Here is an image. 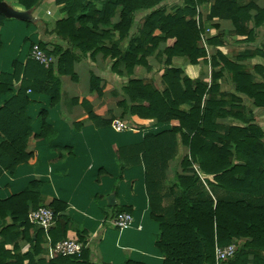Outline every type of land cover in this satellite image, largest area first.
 I'll return each mask as SVG.
<instances>
[{"label": "trees", "instance_id": "1", "mask_svg": "<svg viewBox=\"0 0 264 264\" xmlns=\"http://www.w3.org/2000/svg\"><path fill=\"white\" fill-rule=\"evenodd\" d=\"M43 1L16 0L24 11H32ZM160 1L115 0L97 10L96 0H54L64 18L51 25L41 23L40 31L41 35L48 34L65 47L53 46L51 49L43 42L34 41L24 44L22 49L23 41H28V32L20 38V28L28 27L30 35L35 25L31 21L24 24L13 22L19 31L13 33L7 22L10 19L0 13V56L6 54L8 59L5 68L0 67V102L3 104L0 131H3L1 127L5 129V139L15 151L14 144L20 134L30 132V121L23 113L28 101L42 99L47 107H55L61 95L60 78L69 76L76 82L74 65L81 60L90 59L92 62L100 53L103 59L111 61L110 70L118 78L122 77L118 67H124L126 76L119 87L124 99L119 105L131 116L154 120L158 127L155 133L144 137L139 152L145 170L149 216L157 228L155 246L161 254V264H215V246L232 243L236 244V251L224 264H264V118L263 126L251 117L245 118L246 110L241 105V96H245L250 108L264 114V69L253 66L248 71L247 65L240 63L255 56L263 57L264 48L245 50L231 61L218 51L208 55L201 46L204 29L213 18L230 21L232 31H225V35L244 36L247 45L252 44L257 30L262 29L264 35V6L258 7L251 2L239 5L236 0H214L206 22L197 25L191 17L196 7L207 0H183L182 7L170 13H166L163 7L149 12ZM116 6L120 8L119 21L111 29L119 32V41L126 42L123 51L118 49V44L103 48L102 42L108 32L96 33L99 25L106 26L103 21L106 24L110 16L108 11ZM139 12L146 15L140 28L133 33V20ZM8 33L18 37L11 47H5L7 39L4 34ZM35 43L53 58V63L43 67L27 59ZM203 43L224 45L218 37ZM160 44H164L162 50L158 49ZM155 52L160 64V88L156 87L154 70L147 62ZM174 57L184 58L189 65L201 63L209 66L212 70L210 82L206 83L200 77L189 79L182 68L172 64ZM136 66L145 69V78L134 75ZM89 74V96L98 97L101 94V74L93 68ZM222 80L233 86L232 92L220 91ZM247 112L252 115L250 109ZM221 119H229L232 125H219L217 121ZM171 121H177L178 125H169ZM177 141L181 147L187 148L188 154L181 162L182 174L173 173L165 188L168 161L178 155ZM201 178L211 195L201 184ZM24 195L26 201L23 203L20 196L0 203V211L10 209L12 219L1 235H9L12 241L23 237L30 249L20 255L19 247L13 243L12 251L8 252L4 250L6 241H3L0 264L38 262L35 257L41 251L43 231L38 228L32 234L34 226L26 216L37 206L27 207L29 195ZM163 200L167 206H161ZM53 204L55 206L48 208L55 223L64 206ZM20 228L22 231L19 232ZM52 231L49 230L51 237ZM61 240H64V230L50 239V243L54 245ZM84 256L86 251L83 248L79 258L57 257L48 264H86L83 263ZM125 264L140 263L127 261Z\"/></svg>", "mask_w": 264, "mask_h": 264}, {"label": "crops", "instance_id": "2", "mask_svg": "<svg viewBox=\"0 0 264 264\" xmlns=\"http://www.w3.org/2000/svg\"><path fill=\"white\" fill-rule=\"evenodd\" d=\"M113 1L115 0H96V9L101 10L103 5ZM213 1L207 0L196 7L191 19L197 25L199 22L201 24L206 22ZM236 2L239 5L251 2L258 7L264 6V0H236ZM4 3L16 14L25 13L16 0H6ZM182 5L183 0H162L149 12L163 7L166 13H170ZM41 6L44 7V17L38 14ZM108 12L110 16L106 24L105 20L103 21V25L106 26L99 25L96 33L108 32L107 38L102 42L103 48L118 44V49L123 51L126 42L119 41V32L111 29L112 25L119 21L120 8L116 6ZM145 15V12L135 15L134 28L131 30L133 33L140 28ZM23 16L9 18L7 22L10 31L19 32L15 23L24 24L29 21L24 19L28 16ZM29 17L34 20L35 23L32 24L35 28L30 35L28 27L20 28V38L23 34L25 37L28 32V41H23L22 49L24 44L29 45L33 41L45 43L48 49L53 46L65 47L64 43L50 38L48 34L43 36L40 31L42 24L45 23L44 20L47 19L52 24L64 18L55 6L54 0H44L43 4L31 11ZM208 25L201 39V46L208 55L218 51L228 60L235 61L234 57L245 50L264 48L262 29L257 30L256 40L247 45L244 36L225 35V31H232L230 21L213 18ZM48 29L49 33L50 27ZM10 35V33L4 34V39H7L5 47H11L18 39ZM215 37L220 38L224 45L211 46L203 43L204 40ZM163 48L164 44L158 46L159 50ZM156 53L148 57L147 62L154 70L155 85L160 88V64L155 58ZM6 63H8L6 54H1L0 67L5 68ZM240 63L247 65L248 71L253 66L264 69V56L248 58ZM172 64L182 68L184 74L191 80L200 77L206 83L210 82L212 70L209 66L201 63L189 65L181 57H174ZM110 65L111 61L108 58L103 59L100 53L92 62L87 59L76 63L74 73L77 81L73 82L69 76L60 78L62 84L60 100L53 108L47 107L42 99L29 100L23 113L30 121V132L25 131L20 134L19 140L14 144L15 151L10 148L9 142L5 139V129L1 127L3 131H0V203L19 196L23 203V200L26 201L24 195L26 194L29 195L27 207L35 204L37 208H51V205L55 206L53 203L64 206L49 229L31 223L27 213V221L34 226L32 234L38 228L43 231L41 251L35 257L37 264H48L49 261L57 258L52 252L54 245L50 243V239L60 235L61 230H64V239L76 240L84 247L86 256L83 263L125 264L129 261L140 264H161L162 257L155 246L157 228L149 216V201L144 183L145 170L142 154L139 152L141 150L139 145L144 137L155 133L158 127L154 120L131 116L119 105L124 99L119 87L120 83L124 82L126 74L123 65H120L118 71L122 73V77L118 78L111 72ZM91 68L98 70L102 77L99 83L101 94L98 97L89 96ZM133 72L139 78L147 76L141 66H136ZM233 89L228 81L220 82L221 92L228 94ZM241 97V105L246 110L245 118L250 119L249 116H253L259 110L250 108L247 97ZM2 107L3 104L0 102V109ZM249 109L252 115L247 112ZM116 121L123 122L128 128L123 131L114 130L112 125ZM217 122L224 127L232 125L229 119H221ZM169 125L176 127L178 123L171 121ZM6 130L10 129L6 128ZM177 145V157L168 161L165 188L173 173L182 174L181 162L188 154L187 148L181 147L180 142L177 141ZM200 182L209 192L203 178ZM28 191L31 193L28 194ZM111 195L113 200L110 202L108 197ZM161 206H167V202L163 200ZM10 211L8 208L0 211V245L6 241L4 250L10 252L13 243H16L19 254L22 255L30 249V244L25 238L17 237L12 241L9 235L4 237L1 235L2 229L11 225ZM120 212L131 215L133 221L129 229L118 231L107 225V221ZM50 229L53 230V237L49 235ZM20 231L22 228L19 229ZM23 263L26 264L27 261Z\"/></svg>", "mask_w": 264, "mask_h": 264}, {"label": "built area", "instance_id": "3", "mask_svg": "<svg viewBox=\"0 0 264 264\" xmlns=\"http://www.w3.org/2000/svg\"><path fill=\"white\" fill-rule=\"evenodd\" d=\"M27 59L37 62L43 67H47L49 64L53 63L54 60L52 57L47 56L37 45L33 44L31 49L28 52ZM29 93V91H27ZM112 128L116 131H123L128 127L121 121H116ZM29 220L34 225L43 228L49 229L54 224V216L52 211L46 207H39L34 211L29 213ZM132 217L128 213H119L113 218L107 221V225L115 230L123 231L129 229L132 224ZM103 222V221H102ZM83 246L76 240L64 239L58 241L54 244L52 252L57 257H76L79 258L83 250ZM236 251V245L234 243L219 247L215 246L214 248V260L215 264H224L225 262L231 260Z\"/></svg>", "mask_w": 264, "mask_h": 264}, {"label": "water", "instance_id": "4", "mask_svg": "<svg viewBox=\"0 0 264 264\" xmlns=\"http://www.w3.org/2000/svg\"><path fill=\"white\" fill-rule=\"evenodd\" d=\"M35 9V8H34ZM25 13H23L24 16H28V18L24 17L22 14H16L13 11H11L10 8H8L6 6V4L4 2H0V13L6 17V18H11V17H16V18H21L22 16L24 17V19L31 21L32 23H35L34 20H31V18L29 17V14L31 13V11H24ZM113 200V196L111 195L110 197H108V201H112Z\"/></svg>", "mask_w": 264, "mask_h": 264}, {"label": "rangeland", "instance_id": "5", "mask_svg": "<svg viewBox=\"0 0 264 264\" xmlns=\"http://www.w3.org/2000/svg\"><path fill=\"white\" fill-rule=\"evenodd\" d=\"M43 4V3H42ZM38 14L40 15V16H43L44 17V7H40V10L38 11ZM44 22L47 24V25H51V22L49 21V20H44ZM246 102V101H245ZM247 105V104H246ZM249 117H251V119L252 120H254L255 122H257L260 126H263V118H264V114L262 113V112H258V111H256L255 113H254V115L253 116H249ZM236 245V244H235Z\"/></svg>", "mask_w": 264, "mask_h": 264}, {"label": "bare ground", "instance_id": "6", "mask_svg": "<svg viewBox=\"0 0 264 264\" xmlns=\"http://www.w3.org/2000/svg\"><path fill=\"white\" fill-rule=\"evenodd\" d=\"M140 228H141V227H140ZM140 228H139V229H140Z\"/></svg>", "mask_w": 264, "mask_h": 264}]
</instances>
